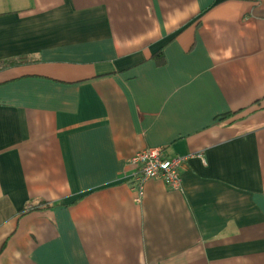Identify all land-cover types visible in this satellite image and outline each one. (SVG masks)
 I'll return each instance as SVG.
<instances>
[{
  "label": "crops",
  "instance_id": "1",
  "mask_svg": "<svg viewBox=\"0 0 264 264\" xmlns=\"http://www.w3.org/2000/svg\"><path fill=\"white\" fill-rule=\"evenodd\" d=\"M0 264H264V0H0Z\"/></svg>",
  "mask_w": 264,
  "mask_h": 264
},
{
  "label": "built area",
  "instance_id": "2",
  "mask_svg": "<svg viewBox=\"0 0 264 264\" xmlns=\"http://www.w3.org/2000/svg\"><path fill=\"white\" fill-rule=\"evenodd\" d=\"M198 157L201 154H197ZM188 156H171L166 147H147L136 151L128 159L133 167L131 173V189L134 201L140 203L149 179H161L165 185L174 190L182 189L180 169Z\"/></svg>",
  "mask_w": 264,
  "mask_h": 264
}]
</instances>
